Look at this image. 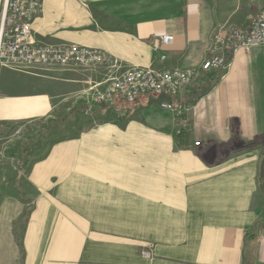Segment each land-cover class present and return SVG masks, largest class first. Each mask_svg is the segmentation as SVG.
Instances as JSON below:
<instances>
[{
	"label": "crops",
	"instance_id": "1",
	"mask_svg": "<svg viewBox=\"0 0 264 264\" xmlns=\"http://www.w3.org/2000/svg\"><path fill=\"white\" fill-rule=\"evenodd\" d=\"M254 3L42 0L31 33L124 68L199 71L218 28L246 27ZM261 57L197 74L181 145L163 97L100 105L81 96L80 70L0 66V264H264Z\"/></svg>",
	"mask_w": 264,
	"mask_h": 264
},
{
	"label": "built area",
	"instance_id": "2",
	"mask_svg": "<svg viewBox=\"0 0 264 264\" xmlns=\"http://www.w3.org/2000/svg\"><path fill=\"white\" fill-rule=\"evenodd\" d=\"M252 1V0H249ZM259 10L250 16L246 27H219L209 41L207 57L199 71L156 67H122L117 60L102 51L76 44H38L31 33L32 22L41 12L42 0H2L0 10V66L16 70L30 68H69L84 72L81 96L86 101L113 106L115 101L134 103L142 95L163 97L160 108L173 112L184 129L185 109L179 104L182 94L194 82L197 74L220 72L229 67L239 52L264 47V0ZM168 43L167 37L162 40ZM159 60H165L160 56ZM102 71L103 78L94 82L92 73ZM194 146H198L195 143ZM146 258L151 254H143Z\"/></svg>",
	"mask_w": 264,
	"mask_h": 264
},
{
	"label": "rangeland",
	"instance_id": "3",
	"mask_svg": "<svg viewBox=\"0 0 264 264\" xmlns=\"http://www.w3.org/2000/svg\"><path fill=\"white\" fill-rule=\"evenodd\" d=\"M260 3H262L261 0H255L254 5H255V6H258V5H260ZM259 48H260V47H259ZM260 60H261V61H264V57H261ZM177 128H178V127H177ZM184 129H185V128H184ZM21 206H22V204H20V203L18 202V204H17V213H21V214H24V215H25L26 210L22 209L23 206H22V208H21ZM29 210H30V209H29ZM152 250H153L152 248H145V249H143V250L141 251V255H142V254H145V253L151 254V256L147 258V259L149 260V259H151L152 255H153V254H152Z\"/></svg>",
	"mask_w": 264,
	"mask_h": 264
},
{
	"label": "trees",
	"instance_id": "4",
	"mask_svg": "<svg viewBox=\"0 0 264 264\" xmlns=\"http://www.w3.org/2000/svg\"><path fill=\"white\" fill-rule=\"evenodd\" d=\"M182 118H183V117H182ZM183 132H184V129H182V128H180V127H178V128L176 129V131L174 132V139H175V141H176V143H177L178 145H181V143L179 142V139L183 137Z\"/></svg>",
	"mask_w": 264,
	"mask_h": 264
}]
</instances>
